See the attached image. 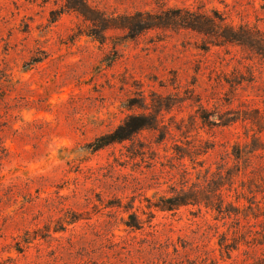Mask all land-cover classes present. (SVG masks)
Instances as JSON below:
<instances>
[{"label":"rangeland","instance_id":"obj_1","mask_svg":"<svg viewBox=\"0 0 264 264\" xmlns=\"http://www.w3.org/2000/svg\"><path fill=\"white\" fill-rule=\"evenodd\" d=\"M88 1L108 17L188 7L264 33V0ZM92 28L66 0H0V264L262 262L264 59L187 29H110L102 43ZM135 113L157 129L88 149ZM226 170L238 215L155 207ZM222 235L238 242L231 257Z\"/></svg>","mask_w":264,"mask_h":264},{"label":"trees","instance_id":"obj_2","mask_svg":"<svg viewBox=\"0 0 264 264\" xmlns=\"http://www.w3.org/2000/svg\"><path fill=\"white\" fill-rule=\"evenodd\" d=\"M66 5L69 9L78 12L86 21H90L94 25L89 35L102 43L106 40V31L110 29H123L128 32L130 37H133L149 29L177 28L197 32L203 35L208 40V43L213 45L223 46L236 44L242 46L264 59V33L260 29L250 26L248 23L237 25L233 22H227L224 17L218 14L210 15L206 12L196 11L188 7H165L159 12L139 11L128 16L108 17L95 9L88 0H66ZM205 118L207 119V117ZM158 125L157 116L154 118L146 113L130 114L114 129L95 137L88 144V149L96 152L107 146L131 140L143 129H157ZM235 155L239 157V152H236ZM218 174L222 179H212V183H209L207 190L202 192L194 188H181L170 196H161L160 201L155 204V207L160 210H173L182 205L191 204L200 207L204 204L220 215H238L239 211L237 209H239V206L227 200L224 191L227 183L233 186L235 176L230 170H226L225 178L223 177L222 171H219ZM118 207L121 206L119 205ZM124 207L127 211L131 209L130 206ZM78 219L74 216L68 222H76ZM126 224L132 228H139V224L136 222L135 214L133 213L129 214V219L126 221ZM45 228L50 232V226L45 225ZM39 230L40 228L37 231ZM64 230V225L53 228L54 232ZM261 236L263 239L256 238L255 243L260 245L264 244V233ZM235 240L233 238L231 243L228 242L227 235H222L219 240V245L221 248L226 249L230 257L231 251L238 249V242H235ZM261 261L256 263L264 264V258Z\"/></svg>","mask_w":264,"mask_h":264}]
</instances>
